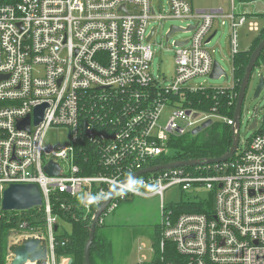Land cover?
I'll return each mask as SVG.
<instances>
[{"label":"built area","instance_id":"built-area-1","mask_svg":"<svg viewBox=\"0 0 264 264\" xmlns=\"http://www.w3.org/2000/svg\"><path fill=\"white\" fill-rule=\"evenodd\" d=\"M234 1L227 16L194 10L192 0H167L166 12H156L151 0L0 5V201L10 185H37L44 218L43 227L35 230L22 212H15L8 219L17 224L9 232L11 244L44 240L46 264H65L67 258L57 259L54 253L58 226L51 196L58 192L76 200L92 220L97 207L118 189L104 215L133 198L159 201L160 240L151 247L148 264H264V130L224 163L165 169L124 182L160 166L156 160L169 154L170 139L214 116L185 104L186 93L203 89L186 84L212 70L205 46L217 18L229 22L231 57L237 54L238 28L260 31L248 15L235 12ZM166 20L195 26L187 43L174 47V78L167 88L149 72L155 29L148 33L151 21ZM41 105H46L43 119L34 125V109ZM167 107L171 113L161 125ZM27 116L30 130H18L16 121ZM226 123L232 126V119ZM59 128L67 130V143L50 144L48 132ZM50 161L59 166L57 176L44 172ZM173 186L181 191L205 186L213 195V211L175 213L177 205L164 203V192ZM164 250L177 260L173 255L166 260ZM11 257L7 252L2 260L0 254V264H9Z\"/></svg>","mask_w":264,"mask_h":264},{"label":"rangeland","instance_id":"rangeland-1","mask_svg":"<svg viewBox=\"0 0 264 264\" xmlns=\"http://www.w3.org/2000/svg\"><path fill=\"white\" fill-rule=\"evenodd\" d=\"M156 12L161 8L166 12L167 0H151ZM192 6L204 11L222 10V16L231 13L230 0H192ZM235 12L248 15L249 20L257 23L262 29L264 27V0H235ZM195 10V9H194ZM193 21H151L148 25V33L155 29V34L150 40L153 59L149 72L153 79L162 87H169L174 78V46L175 41H185L191 37L190 32H177L165 40L166 34L171 26L185 28L192 25ZM213 29H216L215 36L206 44L205 48L211 53L213 61L217 62L225 76L217 80H212L208 76H199L191 79L186 86L197 88H230L234 84L232 63L230 56V35L231 28L228 21L217 18L214 21ZM258 33L250 32L247 25L237 29L238 51H246L251 47ZM260 76L264 78V50L252 72L246 97L242 105L238 154L244 150L246 142L256 133L264 130L262 127L264 120V89L259 97L252 99L253 91ZM171 113L167 107L163 111L161 125H164ZM257 119V127L249 130V127ZM213 118V117H212ZM213 122H224L222 119L213 118ZM186 136H192L191 132ZM67 130L64 128L52 129L47 134V140L53 145H65L67 143ZM176 138V137H174ZM211 192L205 186H192L190 189L181 191L178 186H173L164 192V203L166 206L183 203L206 202L210 200ZM9 213V212H8ZM12 213V212H10ZM102 225L97 231V237L101 238L109 252L106 262L98 261V264H139L145 258V262L151 263L153 256L150 251L154 246V233L160 222V208L157 198H133L122 202L110 213L102 215ZM20 220H18L19 224ZM58 231L56 234H71L72 228L68 223L56 218ZM12 237L8 236L11 244ZM98 240V239H97ZM99 241V240H98ZM100 242V241H99ZM144 245V246H143ZM102 254L103 247L100 245ZM95 252V251H94ZM100 254V255H102ZM94 256H97L94 253ZM5 257V256H4ZM5 259V258H3ZM12 259V257H11ZM10 258L8 259L9 262ZM11 261V260H10Z\"/></svg>","mask_w":264,"mask_h":264},{"label":"trees","instance_id":"trees-1","mask_svg":"<svg viewBox=\"0 0 264 264\" xmlns=\"http://www.w3.org/2000/svg\"><path fill=\"white\" fill-rule=\"evenodd\" d=\"M21 0H0V5L16 4ZM264 37V27L260 29L256 38L254 39L251 48L247 52L237 53L232 56V71L234 84L230 88H203L196 92H189L185 95V104L194 111L202 112L208 115H214L213 118L222 119L224 122H213L212 124L196 136H180L170 139L168 144L169 154L165 157H160L156 160L157 165H164L176 161L189 160H205L214 159L222 156L231 146L232 133L231 126L226 123V120H231L234 114L235 102L240 81L243 77L245 68L247 66L249 56L254 48ZM210 117V120L213 118ZM261 132V131H260ZM85 166V165H84ZM85 174H93L94 170H86ZM96 174V173H95ZM67 203L64 208H60V202ZM52 215L63 222L71 225V234L55 235V257L69 258L72 264H85L83 260V248L86 244L89 234V227L91 219L85 215L80 203L76 200L67 198L63 194L55 192L50 199ZM173 208V207H172ZM213 211V195L210 200L206 202L197 203H181L175 207V213H204L210 214ZM28 225L35 230H39L44 225V218L42 209L35 208L29 211L22 212ZM15 212L8 213L0 210V254L3 260L8 252V236L12 228L16 227V219L12 218ZM103 218L99 220L96 225L93 243L90 247V263L98 264L100 260L102 263L107 260V253L109 249L106 244L97 237L98 229L103 226ZM100 241H98V240ZM154 247H157L160 240V227L154 233ZM103 247L104 253L100 249ZM170 250V245H166ZM166 247V249H167ZM95 251V252H94ZM96 253L97 256H94ZM102 254V255H100ZM166 260H172L174 254L168 252L162 254ZM173 255V256H172ZM175 256L173 260H177Z\"/></svg>","mask_w":264,"mask_h":264},{"label":"water","instance_id":"water-1","mask_svg":"<svg viewBox=\"0 0 264 264\" xmlns=\"http://www.w3.org/2000/svg\"><path fill=\"white\" fill-rule=\"evenodd\" d=\"M195 28V26H189L187 28H181L177 26H171L169 28L168 33L166 34L165 40H168L171 35L177 32L186 33L190 32ZM153 30L151 31V33ZM216 32L211 34L207 39V43L215 36ZM148 37L147 40H149ZM187 43V41H175L173 43L174 47H182ZM264 50V37L258 43V45L254 48L249 56V60L247 66L245 68L243 77L239 84V89L237 92L234 114L232 118V143L229 149L220 157L214 159H205V160H189V161H176L170 162L160 166L149 167L138 171L128 178L124 180L127 182L130 178L136 177L140 174L157 172L160 170L178 168V167H194V166H202V165H211V164H219L224 163L231 159L233 155L236 153L239 144V123L241 118V110L242 105L246 97V91L249 87V83L252 77L253 69L255 68L258 60L261 56V53ZM225 76V72L222 70L220 65L213 61L212 70L209 74V78L212 80H217L220 77ZM264 89V78L260 76L258 83L253 91L252 99L255 100L259 97L260 93ZM46 108V105L38 106L34 109V121L33 124H39L43 119V113ZM30 118L27 116L24 119H18L16 121V128L18 130L29 131L30 130ZM212 124V120H206L200 126L194 128L191 131L192 136H196L201 133L203 130L207 129ZM255 129V120L252 125L249 127V130ZM44 172L48 176H57L59 174V166L56 163L49 162L47 166L44 168ZM118 189H115L95 210L91 224L89 227V234L86 244L83 248V260L85 264L90 263V247L94 240L96 225L99 222L100 218L104 214L106 208L109 203L115 196ZM42 206V197L37 185L34 184H13L6 188L2 194V198L0 201V210L2 212H24L29 211L35 208H40ZM56 231L57 228L55 227ZM8 252L12 254V259L9 264H46L47 260V248L44 240L38 239H26L22 240L17 244H11L8 246ZM65 264H72V260L67 258L65 260Z\"/></svg>","mask_w":264,"mask_h":264},{"label":"crops","instance_id":"crops-1","mask_svg":"<svg viewBox=\"0 0 264 264\" xmlns=\"http://www.w3.org/2000/svg\"><path fill=\"white\" fill-rule=\"evenodd\" d=\"M193 3V2H192ZM193 6H194V4H193ZM194 9L195 10H197V11H204L203 9H200V7L199 8H197V7H194ZM211 11H214V12H221L222 10L220 9V10H211ZM223 12V11H222ZM238 14H243V13H238ZM247 15V14H246ZM249 19V18H248ZM214 32H216V29H213L212 30V33L211 34H213ZM237 33V32H236ZM256 38V37H255ZM251 48V47H250ZM250 48H248V50H246V51H242V52H247V51H249V49ZM236 49H237V53H242V52H239L238 51V46H237V39H236ZM231 56V55H230ZM231 60H232V57H231Z\"/></svg>","mask_w":264,"mask_h":264}]
</instances>
